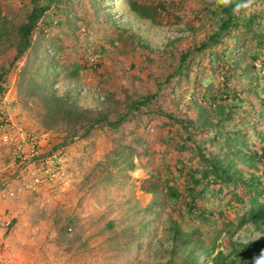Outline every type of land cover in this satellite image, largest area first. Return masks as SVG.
<instances>
[{
	"label": "rangeland",
	"instance_id": "1",
	"mask_svg": "<svg viewBox=\"0 0 264 264\" xmlns=\"http://www.w3.org/2000/svg\"><path fill=\"white\" fill-rule=\"evenodd\" d=\"M95 1L96 12L92 0H73L67 17L59 19L52 17L50 6L38 30L53 45H45L36 31L32 36L36 52L28 53L0 80V264H163L170 246V216L178 213L181 229L190 223L200 231L199 236H191L200 241L199 264H212V260L238 264L235 251L242 253L241 245L262 239L264 233L252 223L228 226L232 209L225 207V200L215 209V201L207 197L199 201L209 210L202 223L185 210L184 183L174 169L178 163L194 166L195 152L189 144L182 150L175 147L178 126L157 112L178 116L185 110L192 117V108L183 99L188 85L175 87L172 95L169 87L163 89L162 81L178 53L194 47L208 33L204 12L210 0H135L167 8L155 26L124 11L118 0ZM28 3L0 0V21L7 27L0 35V72L6 71L13 55L11 50L2 51L5 41L12 40L10 27L22 21ZM50 19L59 22L44 27ZM65 19L73 24L72 32ZM46 55L60 67L52 70V74L59 72L52 80L57 96L102 111L107 108V95L117 97L122 90L142 96L154 93L150 114L142 108L134 118L136 126L131 121L126 125L131 134L117 144L114 139L121 131L104 126L93 128L83 140L75 138L81 134L77 129L70 144L57 147L66 135L54 116L52 123L51 116L45 117L46 109L37 102L29 82L44 73L51 75L39 60ZM136 138L141 139L138 144ZM122 145H137L141 151L128 159L132 169L118 168L109 184L92 188L96 179L91 169L104 160L110 147ZM42 155L44 165L39 161ZM32 175L39 176V184L31 185ZM218 209L217 217L211 214ZM108 221L114 222L111 229L104 227ZM126 235L140 244L129 254L123 251ZM188 247L176 255L175 262Z\"/></svg>",
	"mask_w": 264,
	"mask_h": 264
},
{
	"label": "trees",
	"instance_id": "2",
	"mask_svg": "<svg viewBox=\"0 0 264 264\" xmlns=\"http://www.w3.org/2000/svg\"><path fill=\"white\" fill-rule=\"evenodd\" d=\"M28 1L30 7L22 21L14 28L10 27L12 40H6V45H2V51L11 50L13 55L6 71L0 72V80L5 73H12L28 53L36 52L37 47L32 39L36 31L37 36L41 35L39 39L46 42L45 45H53V40H45L43 32L38 30L42 16L50 6L54 8L52 17L59 19L61 16L67 17L73 5V0ZM118 1L124 11L151 26L157 25V19L167 14L164 5L145 6L135 0ZM237 4L247 6L237 8ZM95 5L96 1L92 0L94 12L99 9ZM204 13L208 19V33L194 47L178 53L175 65L162 81L163 89L169 87L172 95L175 87L188 85L186 97L184 92L185 98H181L186 99L187 105L192 108V117L185 110L180 111L178 116L171 112L162 113L160 109L157 112L178 126V130L174 131L177 136L175 147L182 150L189 144V148L195 152L194 166L178 163L174 169L184 183L182 202L185 210L202 223L204 213L209 210L197 203L207 197L211 202L215 201V209L220 207L221 200H225V207L232 209V216L227 220L228 226L252 223L264 233V0H230L227 5L218 3V0H210ZM55 19H50L49 25L43 23L44 27L59 22ZM65 24L72 32L73 24L67 19ZM5 28V21H0V35L6 31ZM39 60L50 69L51 75L44 73L39 80L30 78V89L36 92L37 102L46 109L45 117L51 116L52 123L54 116L56 125L66 135L57 147L70 144L77 129L81 130V134L75 138L83 140L93 128L104 126L113 132L121 131L117 140L114 139L117 144L131 134L132 130L126 131V125L132 122V127L136 126L134 118L142 113V108L147 114L151 112V103L156 94L142 96L128 94L125 90L117 97L107 95V108L102 111L80 107L67 96L55 94L52 80L59 72L52 74V70L59 67L58 63L50 55ZM18 73L21 75V71ZM65 76L68 77V74ZM160 90L162 88L159 86ZM177 100L176 104L179 102ZM175 102L172 101V105L174 110H178ZM111 115H115V119L109 120ZM140 140L136 138L134 142L138 144ZM137 148V145L110 147L104 160L91 169L96 179L92 188L97 183L103 186L109 184L114 177L112 172L118 168L128 167L131 170L132 163L128 159L140 154ZM45 156L39 158L42 164L46 160ZM219 212L218 209L211 214L217 217ZM170 218V246L167 249L168 258L163 264H199L197 253L201 251L200 241L191 237L199 236V229L190 223L186 225V230L181 229L182 215L179 213L172 214ZM190 219L188 217V222ZM113 226V221L104 225L107 229ZM125 238V254L135 251L140 245L128 235ZM187 246L184 257L175 262L176 255ZM241 246L242 253L235 251L238 264H256L264 253V236ZM204 255L208 253L204 252ZM211 262L216 264L214 260Z\"/></svg>",
	"mask_w": 264,
	"mask_h": 264
},
{
	"label": "clouds",
	"instance_id": "3",
	"mask_svg": "<svg viewBox=\"0 0 264 264\" xmlns=\"http://www.w3.org/2000/svg\"><path fill=\"white\" fill-rule=\"evenodd\" d=\"M218 3L227 5L230 3V0H218ZM247 5L237 4V8L246 7ZM256 264H264V253L257 259Z\"/></svg>",
	"mask_w": 264,
	"mask_h": 264
},
{
	"label": "built area",
	"instance_id": "4",
	"mask_svg": "<svg viewBox=\"0 0 264 264\" xmlns=\"http://www.w3.org/2000/svg\"><path fill=\"white\" fill-rule=\"evenodd\" d=\"M3 140H4V142L7 140L6 136L3 137ZM32 147H33V145H32ZM46 163H47V161H44L43 164H46ZM44 172H46V171H44ZM29 181H30L32 186H35V185L40 183L39 176H37V175H32V178ZM9 195H11V193H9Z\"/></svg>",
	"mask_w": 264,
	"mask_h": 264
},
{
	"label": "crops",
	"instance_id": "5",
	"mask_svg": "<svg viewBox=\"0 0 264 264\" xmlns=\"http://www.w3.org/2000/svg\"><path fill=\"white\" fill-rule=\"evenodd\" d=\"M1 217H2V215H1ZM1 217H0V223H1V220H2ZM0 226H1V224H0ZM1 234H2V228L0 227V237H1Z\"/></svg>",
	"mask_w": 264,
	"mask_h": 264
}]
</instances>
